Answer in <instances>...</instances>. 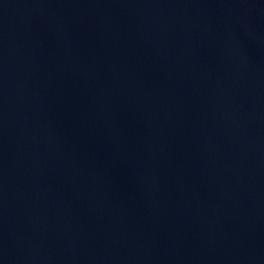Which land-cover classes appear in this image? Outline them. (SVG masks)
Here are the masks:
<instances>
[{
	"label": "water",
	"instance_id": "obj_1",
	"mask_svg": "<svg viewBox=\"0 0 264 264\" xmlns=\"http://www.w3.org/2000/svg\"><path fill=\"white\" fill-rule=\"evenodd\" d=\"M0 264H264V0H0Z\"/></svg>",
	"mask_w": 264,
	"mask_h": 264
}]
</instances>
